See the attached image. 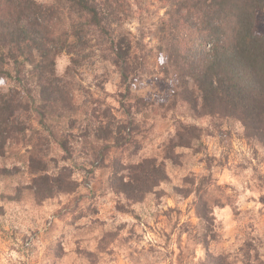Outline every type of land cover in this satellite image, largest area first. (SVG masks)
Returning a JSON list of instances; mask_svg holds the SVG:
<instances>
[{
	"label": "rangeland",
	"instance_id": "obj_1",
	"mask_svg": "<svg viewBox=\"0 0 264 264\" xmlns=\"http://www.w3.org/2000/svg\"><path fill=\"white\" fill-rule=\"evenodd\" d=\"M120 11L119 31L135 42L139 71L124 83L108 58L107 35L98 30L90 33L79 56L64 51L57 57V74L71 81L82 112L74 116L76 127L63 122L67 132L73 131L67 163L80 184L71 194L60 193L40 203L29 192L19 201L0 196V264H209L212 256L221 264H264V148L248 138L239 121L209 115L194 118L188 104L173 97V80L159 66L165 56L159 28L166 18L160 0H128ZM62 23L61 28L67 29L73 20L67 17ZM257 29L264 31V11L258 14ZM32 68L27 65L28 71ZM12 84L0 83V91ZM135 96L152 104L138 108ZM97 107L134 121L131 128L141 143L135 161L156 157L165 162L168 181L140 202L110 188L109 166L90 172V165H81L88 147L78 127L84 123V113ZM181 122L202 128V137L194 148H178L184 155L174 163L163 158L164 145ZM24 151L13 146L3 159L15 173L0 180V193L13 194L15 187L29 184L21 158ZM61 151L55 147L50 154L59 161ZM204 174L216 187L207 194L212 199L209 219L200 220L195 195L175 193L173 188L185 190L187 175Z\"/></svg>",
	"mask_w": 264,
	"mask_h": 264
},
{
	"label": "trees",
	"instance_id": "obj_2",
	"mask_svg": "<svg viewBox=\"0 0 264 264\" xmlns=\"http://www.w3.org/2000/svg\"><path fill=\"white\" fill-rule=\"evenodd\" d=\"M54 1L0 0V83H13L11 89L0 91V180L14 176L13 169L3 163L13 146L25 148L21 158L30 175L28 185L15 187L13 194L0 193L5 201H19L29 192L40 203L60 193L71 194L80 184L67 163L73 131L67 132L63 122L76 127L74 116L82 112L71 81L57 74L61 53L79 56L89 44L90 33L98 30L107 35L108 58L122 81L126 83L139 71L135 42L119 31L120 9L128 0ZM160 2L166 7V18L159 28L160 51L165 53L159 66L173 80V97L188 104L194 118L209 115L239 121L248 138L264 148V31L257 29L264 0ZM67 17L73 23L62 29ZM72 59L78 62V57ZM28 64L33 66L29 71ZM135 100L138 108L151 103L143 96ZM84 114L78 128L88 153L81 165H90V172L109 166L107 183L115 193L140 202L168 181L164 161L156 157L134 160L141 143L131 128L132 119H120L101 107ZM201 137L202 128L180 124L164 145L163 158L179 162L184 154L177 149L194 148ZM55 147L62 150L59 161L50 154ZM184 180L185 190L179 186L173 190L194 194L197 216L209 219L212 199L207 194L216 185L207 174L187 175ZM218 259L212 256L208 262L221 264Z\"/></svg>",
	"mask_w": 264,
	"mask_h": 264
}]
</instances>
